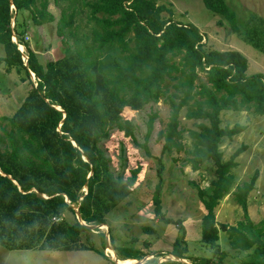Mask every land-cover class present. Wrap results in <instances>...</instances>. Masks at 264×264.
Returning a JSON list of instances; mask_svg holds the SVG:
<instances>
[{"label":"trees","instance_id":"1","mask_svg":"<svg viewBox=\"0 0 264 264\" xmlns=\"http://www.w3.org/2000/svg\"><path fill=\"white\" fill-rule=\"evenodd\" d=\"M69 1L72 4L61 9L57 20L67 53L42 64L23 38L12 39L18 33L12 20L16 21L13 14L20 9H28L35 24L52 20L47 0L38 4L36 0H0V43L4 49L0 62L24 69L31 84L21 104L5 116L9 128L2 126L0 244L9 249L89 248L108 257L102 247L82 240V233L91 228L82 221L106 223V213L132 191L141 164L125 174L129 162L126 144L120 141L115 166L106 141L118 129L145 158L153 156V141L161 140L163 151L180 150L184 148L180 111L186 107L185 117L202 119L197 129L189 131L193 146L187 160L193 168L207 161L214 170L207 187L193 182L205 209L200 238L217 250L222 229L230 247L244 252L240 264H264V220L253 222L247 209L258 170L248 180L234 184L231 168L245 144L236 147L227 159L220 147L225 137L246 128L239 122L221 125L222 110L252 109L264 114V73H248V58L237 48L208 47L196 24L176 20L171 9L157 0ZM203 2L222 14L233 31H240L237 15L225 0ZM78 6L86 8L91 23V46L76 39L74 15L81 10ZM164 10L168 16L162 14ZM243 39L251 42V36ZM22 44L25 60L18 48ZM200 71L206 78L196 82ZM166 81L173 90L165 88ZM160 98L170 105V112L166 126L156 129L159 113L154 103ZM148 101L149 110L144 105ZM124 107L145 111L144 129L123 118ZM226 193H231L243 209L244 218L236 224L216 219L214 208ZM152 199L158 217L176 221L161 210L159 185ZM66 211L72 213L73 220L67 218ZM96 229L105 246V232ZM110 241L121 259L160 254L114 245L112 235ZM186 251V244L175 240L164 253L187 258L193 264H224L210 256L187 255ZM160 264L187 263L172 258Z\"/></svg>","mask_w":264,"mask_h":264},{"label":"rangeland","instance_id":"2","mask_svg":"<svg viewBox=\"0 0 264 264\" xmlns=\"http://www.w3.org/2000/svg\"><path fill=\"white\" fill-rule=\"evenodd\" d=\"M225 1L237 15L239 32L230 28L222 14L208 9L203 0H157L158 3L171 9L172 17L176 20L196 24L203 32L205 36L203 40L206 38L208 47L237 48L248 58V73L255 71L264 73V0ZM47 2L48 10L54 15L52 20L35 24L28 9L15 11L13 15L16 21L12 20V25L18 31L13 34L12 39L18 41L19 38H23L42 64H45L47 59H59L67 53V42L62 40L57 31V20L61 16V9L72 4L69 0H47ZM76 2L81 3L80 0ZM38 3L39 0H36V4ZM78 7H81V10L74 15L76 39L78 43L91 46V23L87 20L86 8L84 7V11L82 6ZM162 14L168 16L169 12L164 10ZM219 19L221 23H218ZM246 36H251V42L243 39ZM20 48L25 60L26 48L23 44ZM3 54V45L0 43V57ZM31 78L34 80V75H31ZM205 78V73L200 71L196 82H201ZM30 86L24 69L19 66H9L4 61L0 62V138L4 141L2 126L9 128L5 116L11 115L16 110ZM165 88L173 90L169 81L165 82ZM150 104L151 101L144 103L147 110L150 109ZM154 105L159 113L155 128L165 127L170 105L162 98ZM185 112L186 107H182L179 128L182 129L180 141L184 148L180 150L163 151L162 141H153V156L145 158L132 145L129 138L118 129H114L106 141L105 144L108 146L115 166L118 162L116 154L120 141L123 140L126 144L129 162L128 167L125 168V174L129 173L130 167L137 163L141 164V170L132 186V191L106 213V223L100 225L91 223L94 225L90 231L81 235L84 242L91 241L102 247L108 257L89 248L9 249L0 244V264H122L125 261L133 262L140 259L138 264H160L175 258L173 254L164 253L172 247L175 240H180L182 245L186 244L187 255L210 256L224 264H240L244 252H237L230 247L227 234L222 229L219 230L217 250L200 238L201 217L205 209L193 182L207 187L209 180L214 176V170L213 165L207 161L196 168L188 162L189 150L193 146L189 131L197 129V122L202 119L187 118ZM122 116L138 124L141 129L145 128L142 121L147 118L144 110L124 107ZM220 117L221 125L231 126L236 122L246 125L241 132L232 137H225L220 147L223 158L227 159L236 147L245 144L244 150L235 157L237 164L231 168V172L234 174L235 184V182L248 180L251 174L258 170L255 185L248 194L247 209L253 222H261L264 220V114H256L252 109H225L220 112ZM4 141L0 143L1 146L4 145ZM158 185L161 210L166 216L176 221L166 222L154 213L152 197ZM214 209L218 222L236 224L239 219L244 218L243 209L232 198L231 193H226L220 198ZM65 214L68 219L73 220L71 212L66 211ZM96 228L105 232L109 244L102 246ZM110 235L113 237L114 245L138 247L147 252L159 251L160 254L149 253L141 258L121 259L117 257V250L112 246ZM182 258L189 261L187 258Z\"/></svg>","mask_w":264,"mask_h":264},{"label":"water","instance_id":"3","mask_svg":"<svg viewBox=\"0 0 264 264\" xmlns=\"http://www.w3.org/2000/svg\"><path fill=\"white\" fill-rule=\"evenodd\" d=\"M18 48L21 50V48L18 46ZM30 73H31V75H34V73L32 72V71H30ZM56 107H58L59 108V106H56ZM73 142V144L74 145H76V143H75V141H72ZM91 173V172H90ZM77 209V208H76ZM77 217H79V214L77 213ZM83 223H85L86 225H88V226H90V227H92L94 224H91V223H86L85 221H82ZM100 224H105V223H99V225ZM106 244H109V239H106ZM147 257V256H146ZM175 258H177V259H180V260H182V261H184V262H186L187 264H193V263H191V262H189V261H187V260H185V259H183L182 257L180 258V257H175ZM133 259H136V258H133ZM117 263H120V262H118V261H116ZM139 262L137 261V260H135V261H133V262H129V263H122V264H138Z\"/></svg>","mask_w":264,"mask_h":264},{"label":"bare ground","instance_id":"4","mask_svg":"<svg viewBox=\"0 0 264 264\" xmlns=\"http://www.w3.org/2000/svg\"><path fill=\"white\" fill-rule=\"evenodd\" d=\"M21 46V45H20ZM141 261V259L140 260H138V262H140ZM129 262H131V261H125V263H129Z\"/></svg>","mask_w":264,"mask_h":264}]
</instances>
